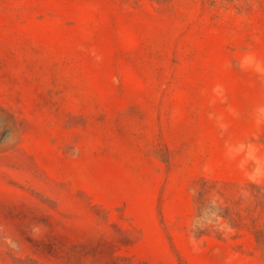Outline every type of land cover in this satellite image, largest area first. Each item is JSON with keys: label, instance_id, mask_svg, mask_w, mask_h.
<instances>
[{"label": "rangeland", "instance_id": "obj_1", "mask_svg": "<svg viewBox=\"0 0 264 264\" xmlns=\"http://www.w3.org/2000/svg\"><path fill=\"white\" fill-rule=\"evenodd\" d=\"M0 264H264V0H0Z\"/></svg>", "mask_w": 264, "mask_h": 264}, {"label": "trees", "instance_id": "obj_2", "mask_svg": "<svg viewBox=\"0 0 264 264\" xmlns=\"http://www.w3.org/2000/svg\"><path fill=\"white\" fill-rule=\"evenodd\" d=\"M199 232H202V230H199ZM257 237L260 240L261 239V233L257 230Z\"/></svg>", "mask_w": 264, "mask_h": 264}]
</instances>
